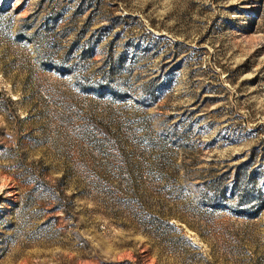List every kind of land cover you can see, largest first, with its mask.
I'll return each instance as SVG.
<instances>
[{"label":"rangeland","instance_id":"rangeland-1","mask_svg":"<svg viewBox=\"0 0 264 264\" xmlns=\"http://www.w3.org/2000/svg\"><path fill=\"white\" fill-rule=\"evenodd\" d=\"M0 264H264V0H0Z\"/></svg>","mask_w":264,"mask_h":264}]
</instances>
